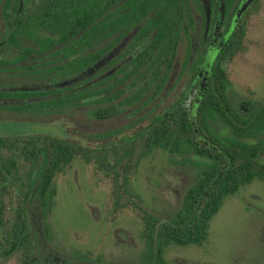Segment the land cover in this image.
Returning <instances> with one entry per match:
<instances>
[{"label": "trees", "instance_id": "trees-1", "mask_svg": "<svg viewBox=\"0 0 264 264\" xmlns=\"http://www.w3.org/2000/svg\"><path fill=\"white\" fill-rule=\"evenodd\" d=\"M104 2L54 1L55 12L50 26L53 21L55 26L61 25L58 19L61 10L67 16L64 19L66 28L74 29L60 38L87 45L91 43L92 30L104 19L105 10L100 8ZM30 3L22 2L24 8L17 11L11 38L18 45L17 51H13V71H24L26 77L33 78L37 75H32L36 64L27 60L31 55L41 53L42 49L32 50L28 44L45 43L36 30L46 27L49 7L43 3L37 11L26 13ZM250 7L229 30L224 47L217 53L213 64L212 86L194 100L192 109L178 106L166 116L152 114L139 133L125 138L127 129L117 127L111 130L102 124L101 120L108 118L106 97L101 98L99 94L98 97L91 86H86L78 96L87 105L83 112L89 114L83 115L82 121L88 123L86 125L91 130L89 140L93 144L45 132L0 136V256L15 254L20 264H108L100 256L92 258L88 251L77 249L66 250L67 258H53L44 241L49 230L45 218L51 212L56 193L54 176L65 171L74 157L81 155L90 161L93 157H101L106 148V154L112 153L115 160L124 155L132 161L158 146L171 155L190 151L199 163L197 175L181 193L180 205L172 214L164 219L147 213L142 216L148 243L147 264H165L163 249L169 243L198 244L204 240L209 220L223 198L254 177L264 178V103L245 112L242 107L235 106L228 95V64L243 48ZM137 20V15L129 17L130 24ZM75 29L79 35L75 34ZM159 36L162 35H156ZM90 60H82L78 66L84 67ZM78 66H68V69H78ZM14 77L13 73V96L17 97L13 99V119L54 121L65 117L74 124L78 118L74 114L78 102L74 92L62 97L57 95L58 89L46 90L45 84H35L32 78L17 82ZM118 191L121 196L120 181ZM128 197L133 195L130 193ZM116 202L123 204L119 200ZM132 202L137 206L136 200ZM54 248L51 246L49 250Z\"/></svg>", "mask_w": 264, "mask_h": 264}, {"label": "rangeland", "instance_id": "rangeland-1", "mask_svg": "<svg viewBox=\"0 0 264 264\" xmlns=\"http://www.w3.org/2000/svg\"><path fill=\"white\" fill-rule=\"evenodd\" d=\"M55 69L37 67L32 71V75L37 74L33 78L14 70V79L32 78L33 83L44 84L46 74L59 75ZM228 77V95L235 106L246 112L264 103V0H256L249 8L243 48L229 62ZM45 120L5 122L0 117V133L45 132L94 143L83 137L91 130L74 131L70 119ZM107 152L106 148L101 157L90 161L78 155L65 171L54 176L56 193L45 218L49 230L48 239L44 238L53 258H67L66 250L77 249L88 251L92 258L100 256L108 264H147L142 216L147 213L164 219L172 214L180 205L181 193L199 171L190 151L171 155L155 146L132 161L124 155L115 160ZM117 200L123 204H117ZM51 246L56 251L49 250ZM163 258L165 264H264V178L254 177L223 198L209 220L204 240L198 244L169 243L163 249ZM0 264H20V260L10 254L0 256Z\"/></svg>", "mask_w": 264, "mask_h": 264}, {"label": "flooded vegetation", "instance_id": "flooded-vegetation-1", "mask_svg": "<svg viewBox=\"0 0 264 264\" xmlns=\"http://www.w3.org/2000/svg\"><path fill=\"white\" fill-rule=\"evenodd\" d=\"M26 1L31 2L26 13L37 11L43 3L49 7L46 27L36 30L45 43L28 44L42 52L31 55L27 62L36 64L35 68L53 66L59 71L57 76H44L46 90L58 89L57 95L62 97L74 92L78 118L73 130H88V123L82 121L89 114L83 112L87 105L78 95L91 86L98 97H106L109 106L102 124L127 129L130 137L146 126L152 114L166 116L178 106L192 109L194 100L212 86L213 64L233 23L256 0L239 15L246 0H105L100 5L104 19L92 30L87 45L60 38L74 29L66 28L67 16L61 10V25L57 27L53 21L50 26L55 12L52 3L58 0H0V117L5 122L13 119V99L17 98L13 96V51L18 45L11 35L17 11ZM136 15L138 20L130 24L129 17ZM74 32L79 35L77 29ZM158 34L162 36L156 37ZM90 58L84 67L78 66ZM68 66L79 68L69 70ZM83 135L86 140L91 138Z\"/></svg>", "mask_w": 264, "mask_h": 264}, {"label": "water", "instance_id": "water-1", "mask_svg": "<svg viewBox=\"0 0 264 264\" xmlns=\"http://www.w3.org/2000/svg\"><path fill=\"white\" fill-rule=\"evenodd\" d=\"M251 0H246L244 3H242V5L240 6L237 15H239L246 7L247 5L250 3Z\"/></svg>", "mask_w": 264, "mask_h": 264}]
</instances>
